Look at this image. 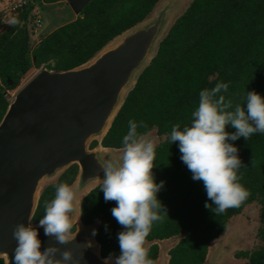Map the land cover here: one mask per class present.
I'll list each match as a JSON object with an SVG mask.
<instances>
[{"label": "trees", "instance_id": "obj_1", "mask_svg": "<svg viewBox=\"0 0 264 264\" xmlns=\"http://www.w3.org/2000/svg\"><path fill=\"white\" fill-rule=\"evenodd\" d=\"M159 1L90 0L74 20L42 32L40 41L31 45L29 26L35 8L44 11L45 4L68 3L29 0L19 9L16 24L0 32V122L10 104L6 92L17 89L32 70H69L87 63L113 39L147 19ZM221 81L229 82L228 92L222 94L233 105H243L247 90L264 95V0H192L137 75L106 133L90 144L91 149L98 145L122 149L130 119L144 122L145 126L138 128L143 136L154 129L165 136L156 145L153 172L157 182H166L158 196L168 215L154 223L145 241L153 264L160 255L158 241L177 236L180 238L169 249L167 264H204L211 242L226 230L233 216L254 202L260 207V244L240 255L247 259L245 264H264V134L232 142L246 165L240 169L241 183L250 195L220 215L204 207L208 198L203 183L192 179L177 144L169 140L174 124L181 128L191 124L200 90ZM227 130L235 131L230 126ZM79 169L78 163L69 165L42 189L32 224H38L44 215L45 202L54 197L55 186L61 182L72 185ZM99 185L81 199L80 219L84 225H96L94 237L105 258L109 253L119 254L117 233L122 226L111 213L115 201L105 202ZM75 230L74 225L72 232ZM0 264H5L3 257Z\"/></svg>", "mask_w": 264, "mask_h": 264}, {"label": "water", "instance_id": "obj_2", "mask_svg": "<svg viewBox=\"0 0 264 264\" xmlns=\"http://www.w3.org/2000/svg\"><path fill=\"white\" fill-rule=\"evenodd\" d=\"M90 0H67L79 14ZM165 14L125 35L89 65L69 70L41 69L10 102L0 122V254L15 264L13 229L19 223L38 229L41 248L57 246L62 258L71 250L79 264H104L95 237L85 231L58 244L44 229L32 224L40 181L78 163L79 187L102 180L99 150H88L93 136L104 135L133 80L158 38ZM103 137V136H102ZM73 217L76 215L74 211ZM94 237V240H93ZM96 241V240H95Z\"/></svg>", "mask_w": 264, "mask_h": 264}, {"label": "clouds", "instance_id": "obj_3", "mask_svg": "<svg viewBox=\"0 0 264 264\" xmlns=\"http://www.w3.org/2000/svg\"><path fill=\"white\" fill-rule=\"evenodd\" d=\"M229 82H218L211 89L199 92L198 105L192 111L191 124H174L169 140L177 144L180 159L192 174V179L201 181L207 200L204 207L214 215L238 207L250 195L241 183L244 166L239 148L232 143L243 137L248 140L253 134H264V95L256 90H247L243 105L226 99ZM144 122L128 121V130L122 138L123 151L103 165V178L99 185L105 202L115 201L111 213L122 226L117 233L119 254L109 253L104 264H153L145 241L155 222L168 215L167 208L158 194L165 185L157 182L153 169L157 166L156 144L146 139L138 128ZM231 127L235 131H228ZM76 191L67 183L55 186L54 197L45 202L44 215L39 219L46 236H53L58 244L72 239L76 210ZM82 214V208L80 215ZM108 226L105 225V230ZM98 230L93 229L95 236ZM16 240L15 264H79L71 250H64L62 258L57 246L41 248L38 229L24 223L13 229Z\"/></svg>", "mask_w": 264, "mask_h": 264}, {"label": "rangeland", "instance_id": "obj_4", "mask_svg": "<svg viewBox=\"0 0 264 264\" xmlns=\"http://www.w3.org/2000/svg\"><path fill=\"white\" fill-rule=\"evenodd\" d=\"M11 1V0H6ZM192 0H160L156 7L154 8L153 12L148 16L147 19H145L143 22L139 23L135 27L127 30L123 34L119 35L115 39H113L103 50H101L93 59L85 63V65H89L92 63L95 59L99 57V55L115 46L117 43H119L123 37L140 27H144L149 25L150 23L155 22L161 14H165V21L163 28L156 39L155 43H153V47L151 48L150 52L148 53L146 59L144 60L142 66L136 71L133 80L130 82V84L126 87L123 96L121 100L123 101L125 95L127 92L132 88V86L135 83V79L139 72L149 63L150 59L153 57V55L156 53L159 41L166 35L168 29L173 24L175 19L183 13V11L187 8V6L190 4ZM0 32H3L8 27L16 24V19L13 17L10 13L6 12V10H2L4 8V3L0 5ZM35 8V11H38V9ZM38 14L40 17H43L41 27L37 31L32 30V26H29V35H30V43L31 45H35L40 41L41 36L44 32H46L50 26L54 27L58 24H62L66 20H69L72 18L75 14L74 10L69 6V4L66 3H59L57 5H54L50 8H48L45 12L43 10L39 9ZM42 14V15H41ZM45 25V26H44ZM44 26V28H43ZM43 32V33H42ZM45 67L35 68L32 70V72L24 79V81L20 84V86L15 90H8L6 92V96L9 99L10 102H12L18 93V91L28 82L30 81L41 69ZM103 135L99 136H93L89 139L87 143L88 150H99L102 153L100 154V157L102 160L107 161L109 159H113L118 157L122 154V149H113V148H103L101 145H98L97 147L91 149L90 144L94 139L101 140ZM146 139H150L155 142L157 145L160 143L165 136L159 135L156 130H151L149 133L144 135ZM65 170H59L52 176H45L41 179L38 189V195L41 194L42 189L49 183L54 182L57 180L59 175ZM102 180H95L90 182L88 185L83 187L82 189L79 188V185L73 186L76 191V203L78 204L79 200L81 201V197L84 193H86L89 189H92L95 185L98 183H101ZM80 193V194H79ZM76 204V208L78 207ZM260 207L259 204L254 202L249 205H247L243 211L233 216L227 225L226 230L216 239H214L211 242V245L209 247V253L207 256V259L204 264H245L247 262V259L244 257H241L240 253L243 251H251L255 247L259 246L260 239L258 236V231L260 227ZM80 228V231H85L88 234H92V230L96 228L95 224L92 225H81V223L78 222L76 230ZM75 230V232H76ZM75 232L71 233L73 236ZM93 236V235H92ZM180 236H177L172 239H166V240H160L158 241L160 245V257L158 260V264H167L169 255L168 251L169 249L175 245V243L179 240ZM94 240V237H93ZM94 246L99 249L98 243L94 240L93 241ZM149 245V242H145V247ZM0 257H3L5 261H7V256L5 254H0Z\"/></svg>", "mask_w": 264, "mask_h": 264}, {"label": "built area", "instance_id": "obj_5", "mask_svg": "<svg viewBox=\"0 0 264 264\" xmlns=\"http://www.w3.org/2000/svg\"><path fill=\"white\" fill-rule=\"evenodd\" d=\"M28 1L29 0H11V1L0 0V5L4 3V8L2 10H6V12L10 13L13 17L17 18L20 11L19 9L24 7L28 3ZM38 11L34 10L35 14L32 22L33 31H37L41 27L42 17L39 16Z\"/></svg>", "mask_w": 264, "mask_h": 264}, {"label": "crops", "instance_id": "obj_6", "mask_svg": "<svg viewBox=\"0 0 264 264\" xmlns=\"http://www.w3.org/2000/svg\"><path fill=\"white\" fill-rule=\"evenodd\" d=\"M2 1V0H1ZM59 3H65V2H58V3H50V4H45V8H44V11L43 12H45L48 8H50V7H52V6H54V5H57V4H59ZM78 16V14H74V16L72 17V18H70L69 20H66L65 22H67V21H71V20H74L76 17ZM65 22H63V23H65ZM62 23V24H63ZM59 25H61V24H58L57 26H54V27H51L50 26V28L46 31V32H44V33H49V32H51L54 28H56V27H58ZM45 26V25H44ZM44 26H43V28H44ZM101 147H103V146H101ZM103 148H105V147H103ZM97 150V149H96ZM80 173V172H79ZM99 184V183H98ZM77 186V185H79V174H78V177H77V179H76V181L71 185V186ZM80 188V187H79ZM90 191V189L86 192V193H84L83 195H82V197L81 198H83L88 192ZM80 194V193H79ZM80 203H81V201L79 200V202H78V204H77V208H76V215H75V217H74V221H73V226L75 225L76 227H77V224H78V222L79 223H81V225H83V227H84V224L82 223V221H81V219H80ZM87 226V225H86ZM89 226V225H88ZM80 228H78L77 230H76V232L75 233H78L80 230H79ZM74 233V232H73ZM159 257H160V255H159ZM158 260H159V258H158ZM158 260H157V262H158ZM6 262L7 261H5V264H6ZM158 264V263H157Z\"/></svg>", "mask_w": 264, "mask_h": 264}]
</instances>
